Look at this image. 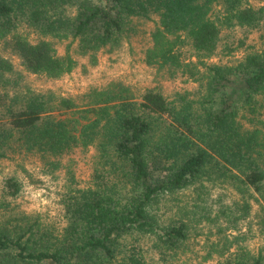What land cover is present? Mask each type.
Masks as SVG:
<instances>
[{
    "label": "trees",
    "instance_id": "16d2710c",
    "mask_svg": "<svg viewBox=\"0 0 264 264\" xmlns=\"http://www.w3.org/2000/svg\"><path fill=\"white\" fill-rule=\"evenodd\" d=\"M262 1L0 0V161L34 156L41 174L63 180L57 228L16 210L17 173L1 178L0 264H147L146 242L172 262L204 222L223 234L204 257L264 264V244L252 254L236 225L251 198L264 233V47L222 59L246 49L252 34L264 39ZM133 41H143L144 64L195 86L135 94L112 80L70 97L28 85L31 75L46 83L86 74L100 55L115 62ZM89 148L80 187L72 154ZM214 188L239 199L213 198ZM187 189L192 209L162 221L154 205Z\"/></svg>",
    "mask_w": 264,
    "mask_h": 264
},
{
    "label": "rangeland",
    "instance_id": "374dc122",
    "mask_svg": "<svg viewBox=\"0 0 264 264\" xmlns=\"http://www.w3.org/2000/svg\"><path fill=\"white\" fill-rule=\"evenodd\" d=\"M151 27V22L146 23L145 28L147 30ZM142 42L133 41L131 46L126 45L121 57L115 62L104 55H100L98 64L90 68L86 74H83L78 68L57 80L46 83L31 75L28 77L30 82L28 85L31 88L50 87L58 94L70 97H76L84 93L91 86L100 87L112 80L129 85L135 94L141 93L147 87L160 85L164 93L170 96L174 91L182 88L191 89L195 86V83L190 81L167 79L162 70L144 64L140 53ZM263 47L264 39L260 40L258 34H252L249 39V46L246 49L222 59L223 62L233 61L239 59L246 52L256 51ZM58 51H62L61 47H58ZM14 62L17 61L14 60ZM66 115H70V113H66ZM92 154L93 150L90 148L86 151L78 149L72 154L76 159L75 175L80 187L88 185ZM12 172L17 173L23 182L21 195L13 200L16 210L28 215L38 216L46 225L61 227L63 219L57 201L62 188V178H51L41 174L40 162L37 157L22 154H14L0 161V180L5 174ZM217 192L223 194L224 202L239 199V195L229 188H214L211 196L214 198ZM249 200L252 207L248 216L239 220L236 225L237 229L240 230L239 232L244 235L241 244L252 254H256L264 244V233L260 232L257 225L260 213L258 203L251 198ZM181 207H184V212L192 209L191 189L176 193L172 197L166 196L159 200L153 208L160 219L167 222L170 218L179 216ZM197 231H199V234L192 235L189 247L184 252H180L172 262H161L149 246V242L144 243L147 264H215L220 258L216 253H212V256L208 258L204 256L207 253L208 244L223 235L222 230L217 225H206L204 222L199 224ZM239 232L235 229H227L225 234L234 235Z\"/></svg>",
    "mask_w": 264,
    "mask_h": 264
}]
</instances>
